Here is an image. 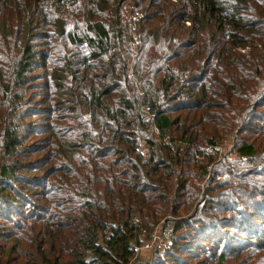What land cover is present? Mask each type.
I'll use <instances>...</instances> for the list:
<instances>
[{
    "label": "trees",
    "instance_id": "obj_1",
    "mask_svg": "<svg viewBox=\"0 0 264 264\" xmlns=\"http://www.w3.org/2000/svg\"><path fill=\"white\" fill-rule=\"evenodd\" d=\"M131 1L0 0V264H264V0Z\"/></svg>",
    "mask_w": 264,
    "mask_h": 264
},
{
    "label": "rangeland",
    "instance_id": "obj_2",
    "mask_svg": "<svg viewBox=\"0 0 264 264\" xmlns=\"http://www.w3.org/2000/svg\"><path fill=\"white\" fill-rule=\"evenodd\" d=\"M126 0H119L120 3H124ZM164 4V11L161 12V8ZM129 3L126 4V8L128 9ZM131 8L133 12L131 13V17H129L130 33L134 35V43H132L133 47H140L141 41L139 40V35L136 32L142 31V28L146 23V20H150L151 25H155V29H161L165 34L167 32L177 33L179 36L183 31L181 29L178 30V24L183 18V15L180 14H187V0H132L131 1ZM128 14V13H127ZM158 15V18H157ZM132 19V20H131ZM185 23V25H184ZM149 25V24H148ZM186 30L187 28L191 27L190 23L183 22L181 24ZM141 29V30H140ZM132 31V32H131ZM34 40H38L37 38ZM39 41V40H38ZM43 41V40H40ZM187 41V33L184 34L183 42ZM138 48H136L137 50ZM140 50V49H139ZM178 52H183V50L175 49ZM233 149V145L231 142H227L222 150L228 152ZM237 157V156H235ZM10 206H6L4 210H7L4 213V217L0 219V228L4 226L8 221L7 219L10 218L15 210L20 209V205H13L11 208ZM22 209V208H21ZM3 214V211H2ZM165 225V224H163ZM161 225L154 234L153 239L147 245H151V248L147 249L144 248L140 249L132 262L130 264H159L161 262H165L167 264H172V260H166L167 257L175 255V258L178 260H182L185 262H189V255L187 253V238L183 240L182 245L178 246L179 249L176 250L174 248L175 243L173 241V237L170 235L172 231V226L165 228ZM189 263H193L190 261Z\"/></svg>",
    "mask_w": 264,
    "mask_h": 264
},
{
    "label": "built area",
    "instance_id": "obj_3",
    "mask_svg": "<svg viewBox=\"0 0 264 264\" xmlns=\"http://www.w3.org/2000/svg\"><path fill=\"white\" fill-rule=\"evenodd\" d=\"M144 248L149 249V248H151V245H146ZM140 249H143V248L142 247H138V248L135 249L136 254L138 253V251H140Z\"/></svg>",
    "mask_w": 264,
    "mask_h": 264
}]
</instances>
